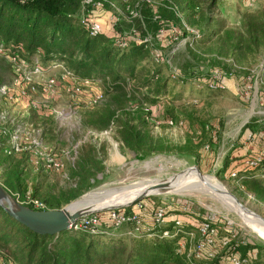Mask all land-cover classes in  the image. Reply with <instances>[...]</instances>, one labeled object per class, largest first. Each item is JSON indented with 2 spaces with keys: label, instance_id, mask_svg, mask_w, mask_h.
I'll list each match as a JSON object with an SVG mask.
<instances>
[{
  "label": "rangeland",
  "instance_id": "374dc122",
  "mask_svg": "<svg viewBox=\"0 0 264 264\" xmlns=\"http://www.w3.org/2000/svg\"><path fill=\"white\" fill-rule=\"evenodd\" d=\"M180 1H80L77 11L80 20L97 21L104 32L112 31L110 40L113 43L120 36L127 37L128 44L132 42L130 37L140 28L136 25V30L134 24L137 23L132 22V16L143 17V9L138 10L142 2L155 8L156 13L160 11L159 7H163L166 10L163 14L168 16L161 19L166 24L169 21L181 33L174 37L168 29H161L150 37L149 44L136 61L133 74L122 79L124 86L129 82L128 87L114 89L96 106L72 100L67 92L68 83L57 82L46 103L58 110L70 104V115L58 120L42 106L44 111L40 113L47 115L41 116L37 123L43 143L52 147L55 153L68 149L79 136V131L93 130L88 123L98 119L100 112L106 109L114 111L112 121L106 129L93 130L95 137L89 136L79 145L73 163L66 164L62 172L34 171L24 156L20 157L23 171L28 182L41 183L42 190L54 199L75 194L74 198L61 203V207L88 196L124 194L142 189L150 191L156 183L176 180L174 186L158 192L150 191L138 201L167 205L172 209L171 213L180 214L184 224L191 223L196 216L213 217L234 229L245 241L264 247V200L227 179L220 171L224 155L229 150H233V155H243L258 147L250 142L249 128L243 129L246 124L251 123L253 130L263 129L264 133V45L253 44L245 48L241 44L236 48L239 38L245 37L243 23L246 18L243 17L264 20V0H253L251 4L246 0H194V10L198 15L191 24H187L179 12L177 2ZM128 4H133L135 9ZM114 18L116 22L113 26ZM140 22L144 31H150L149 24L143 19ZM205 27H219L222 32L199 42L196 38ZM152 53H158L161 62H151ZM6 61V58L5 61L0 60V82L11 79ZM64 62L67 65V60ZM151 70L156 74H151ZM208 83L220 85L223 91L212 93L206 90ZM145 93L151 94L145 96ZM152 95H162L172 102L168 105L159 100L151 103L149 99ZM31 97L41 104L43 97L39 93ZM170 110L182 120V125L166 124L165 116ZM0 112L13 121L20 120L28 112L26 99L9 104L0 102ZM145 112H148L147 130L161 142L163 150L140 157L117 140L112 127L124 118L135 121L139 116L144 117ZM200 126L205 127V136L201 140L192 138L188 145L183 144L187 139L185 137L193 135L192 129ZM89 145L94 147L96 162H99L89 172H78L80 150ZM11 157L0 154V168L1 159L16 161ZM192 166L203 177L216 180L239 204L235 205L227 199L222 190L186 174L188 171L185 170ZM182 172L186 175L180 178ZM181 209L186 212H179ZM126 227L121 226L112 233L123 236L128 229ZM128 237L123 241V257L132 243ZM192 247L191 243L189 249ZM261 249L263 255L264 248Z\"/></svg>",
  "mask_w": 264,
  "mask_h": 264
},
{
  "label": "trees",
  "instance_id": "16d2710c",
  "mask_svg": "<svg viewBox=\"0 0 264 264\" xmlns=\"http://www.w3.org/2000/svg\"><path fill=\"white\" fill-rule=\"evenodd\" d=\"M80 1L0 0V60L5 61L6 55H9L15 57L16 64L22 60L31 66L33 59L36 58L43 68L47 67L50 61H60L65 64L64 60H67L65 66L75 77L93 78L96 82L94 84L102 91L103 101L114 89L123 88L122 79L125 75L133 74L136 61L149 44L142 41L144 37H154L161 29H168L169 34L174 37L181 33L169 21L166 24L161 19L168 16L163 14L164 11L166 12L163 7H159L160 11L156 13L155 8L142 2L138 10L143 9V17L132 16V22L137 23L134 27L136 28V25L140 27L139 30L136 28L138 33L134 31L133 35L140 37L141 40H132L131 43L127 42L125 46L119 47L116 42L110 40L112 31L104 32L101 28L100 32L93 34L83 25L77 15ZM177 3L179 12L187 24H191L198 15L194 10L196 8L194 0H181ZM128 6L135 9L133 4ZM243 18H246L243 23L245 37L239 38L236 48L241 44H244L245 48L253 44L264 45V20L253 16ZM142 19L144 23L150 25V31H144L140 22ZM177 21L180 23L179 18ZM113 22L114 26L116 21ZM220 32L222 30L219 27L215 29L205 27L196 39L205 42ZM151 62L156 63L153 59ZM5 64L6 69L11 72L10 62L7 60ZM151 72L156 74L153 70ZM206 90L215 93L223 91V88L214 85L212 88L206 86ZM150 94L144 95L150 96ZM156 100L164 101L166 105L172 102L164 99L162 95L159 97L152 95L149 99L151 103ZM40 111H44L41 105L38 108L31 107L17 122L37 125L39 118L47 115ZM168 113L169 115L165 116L166 124L182 125V120L177 118L172 110ZM113 114L114 111L106 109L100 112L98 119L88 124L93 130L106 129L112 121ZM143 114L146 115L139 116L135 121L124 118L112 127L117 140L140 157H145L153 151L163 150L160 147L161 142L151 136L147 130L148 112ZM246 128H249L250 142L258 146L257 150L254 149L251 153L243 155H233V150H229L224 155L220 171L227 179L235 181L256 198L264 200V156L262 155L264 133L263 129L253 130L251 123L246 124L243 129ZM205 133L204 126L192 129L193 135L185 137L187 139L183 144L188 145L192 138L201 140ZM208 140L212 141L211 138ZM4 141L5 137L0 134V154H3ZM95 154V149L91 145L80 150L77 160L78 172H89L94 168L99 162H96ZM255 156H259V160L249 163L248 160H252ZM20 157L23 155L11 157L16 161L1 159V183L13 197L22 200L28 194L31 198L36 197L35 199L42 202L47 209L60 208L61 203H66L75 197L73 193L64 198L54 199L50 193L42 190L41 183L28 182ZM142 203L145 209H151L153 206L151 202ZM179 212L184 213L186 210L181 209ZM203 217L196 216L194 224L182 223L179 227H172V223L169 222L163 226L150 225L147 232L132 233L128 237L132 243L123 257V241L128 234L124 236L123 233L122 236L113 234L114 230L108 228L92 230L86 227L76 229L71 227L53 235L38 234L15 220L0 206V264H228L226 258L234 255L238 259L237 264H264V254H261V248L264 247L245 241L234 229L219 223L218 219L209 221L210 227L207 233L212 230L211 243L201 248L202 250L211 248L212 255L195 256L194 250L198 249L197 245L204 242L205 236H209L207 233L201 235L196 226ZM126 226L129 228L131 225ZM162 230H167L169 235L161 236ZM179 240L183 241L181 252L177 250ZM191 243L193 247L190 250Z\"/></svg>",
  "mask_w": 264,
  "mask_h": 264
},
{
  "label": "built area",
  "instance_id": "2783aa9c",
  "mask_svg": "<svg viewBox=\"0 0 264 264\" xmlns=\"http://www.w3.org/2000/svg\"><path fill=\"white\" fill-rule=\"evenodd\" d=\"M85 3H89L92 0H84ZM253 0H246V3L251 4ZM116 18L112 19V21ZM83 25L90 31V33H98L101 30V25L97 21H88L82 19ZM149 36H146L142 41L149 43ZM133 41H140L137 36L130 37ZM127 37H120L116 40L119 47H123L128 42ZM6 59L10 62L11 79L10 81L0 82V102L3 104L14 103L18 100L26 99V107L38 108L39 105L45 107L54 118L58 120L66 119L70 115L71 106L67 105L65 109H55L47 105V97L52 94L54 86L61 82H67V92L72 100H81L87 106H95L102 101V91L98 85H95L93 78H77L72 72L60 61H50L48 66L43 68L37 62V59H33V64L29 66L27 63L20 62L15 63L14 56L6 55ZM152 59L154 62H161V58L158 53H152ZM99 82V81H97ZM129 82H127V87ZM208 87L212 88L214 83H208ZM35 93H39L42 98L41 104L33 101L31 96ZM9 118L4 112H0V134L5 137L4 144L2 146V152L7 156H19L23 155L28 165L34 170L38 171H50L54 173L62 172L66 164H72L75 158L76 150L85 139L89 136L95 137L96 132L90 129L85 131H79L78 137L72 142L68 149L61 150L59 153H55L52 147L46 145L42 141L41 128L38 125L33 124H19L16 120ZM170 123V122H169ZM264 156V149L262 151ZM253 160H259V156H255L252 160H248L249 163H253ZM16 200L25 206H28L34 210H45L44 204L35 198L29 197L27 194L24 199ZM172 209L167 205L155 204L151 209H145L144 204L141 201H136L130 206H120L107 210L93 211L90 213L82 214L72 225V228L86 227L92 230L96 228H108L116 230L121 226L131 225L125 234H132L138 231L147 232L150 225L163 226L166 223H172V227H179L183 222L180 219L179 214L171 213ZM213 217L204 216L203 219L196 225L201 233L205 235L207 233L209 221L213 220ZM191 224L195 223V219H191ZM209 236H205L204 242H200L195 252V256H211L212 249L202 250L204 246H209L211 243L210 235L212 230L207 233ZM167 230L161 231V236H168ZM224 242V241H223ZM204 243V244H203ZM177 250L181 252L183 250V241H178ZM188 255V253H187ZM226 263L237 264V257L231 256L226 258Z\"/></svg>",
  "mask_w": 264,
  "mask_h": 264
},
{
  "label": "water",
  "instance_id": "95a60500",
  "mask_svg": "<svg viewBox=\"0 0 264 264\" xmlns=\"http://www.w3.org/2000/svg\"><path fill=\"white\" fill-rule=\"evenodd\" d=\"M192 167L195 168V166ZM146 195L148 194H138L132 197L129 201L119 204H90L86 205V207L81 210L68 211L65 208L66 205L57 209L34 210L28 206L20 204L16 198L0 184V206L10 216L26 226L29 230L38 234L49 235L57 234L60 231L71 228L82 214L120 206H129Z\"/></svg>",
  "mask_w": 264,
  "mask_h": 264
},
{
  "label": "bare ground",
  "instance_id": "6f19581e",
  "mask_svg": "<svg viewBox=\"0 0 264 264\" xmlns=\"http://www.w3.org/2000/svg\"><path fill=\"white\" fill-rule=\"evenodd\" d=\"M185 171H188V172H186V174H188V173L191 174L193 177L198 178L199 181L208 183V184L212 185L213 187H216L217 189L222 190V192H224V194L226 195L227 199L228 198L231 199L232 203H234L235 205L239 204L235 198L228 195L226 190L224 188H222L221 185L216 180L203 177L201 174H199L197 172V170L195 168H189ZM182 173L180 174V178H183L186 175L185 173H183V174ZM176 183H177L176 180L169 179V180H166V181H163L160 183H156L154 185L155 188L151 187L150 191L158 192L161 190H165V189H168V188L174 186ZM150 191L142 189V190H139L137 192L136 191H130L129 193H124V194L118 193V194H110V195H105V196H100V197L88 196V197H83V198L79 199L78 201L71 203L68 206L66 205L65 208H66V210L71 211V210H81L84 207H86V205H90V204L105 205L108 203H113V204L125 203V202L129 201L132 197H134L138 194L149 193ZM234 199L237 203L234 201ZM236 208H237V210H239L238 209L239 207L236 206Z\"/></svg>",
  "mask_w": 264,
  "mask_h": 264
},
{
  "label": "crops",
  "instance_id": "0c3cea01",
  "mask_svg": "<svg viewBox=\"0 0 264 264\" xmlns=\"http://www.w3.org/2000/svg\"><path fill=\"white\" fill-rule=\"evenodd\" d=\"M27 113H28V112H27ZM27 113H26V114H27ZM26 114H25V115H26ZM23 116H24V115H22L21 117H23ZM15 120H16V119H15ZM16 121H17V120H16Z\"/></svg>",
  "mask_w": 264,
  "mask_h": 264
}]
</instances>
